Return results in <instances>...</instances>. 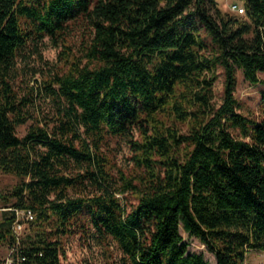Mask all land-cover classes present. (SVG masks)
<instances>
[{
  "label": "trees",
  "instance_id": "trees-1",
  "mask_svg": "<svg viewBox=\"0 0 264 264\" xmlns=\"http://www.w3.org/2000/svg\"><path fill=\"white\" fill-rule=\"evenodd\" d=\"M243 4L230 14L217 0H0V169L20 178L0 193V244L15 264H64V237L78 232L115 240L121 264H213L188 252L181 227L216 264L264 250V118L241 112L236 96L238 69L264 84V0ZM81 20L79 56L66 39ZM47 36L63 43L66 70L39 82L56 102L40 117L34 87L21 95L16 82L24 51ZM107 135H131L137 175L118 183ZM20 211L34 215L23 236Z\"/></svg>",
  "mask_w": 264,
  "mask_h": 264
},
{
  "label": "rangeland",
  "instance_id": "rangeland-1",
  "mask_svg": "<svg viewBox=\"0 0 264 264\" xmlns=\"http://www.w3.org/2000/svg\"><path fill=\"white\" fill-rule=\"evenodd\" d=\"M223 12L230 14H237V10L244 7L243 0H217ZM237 7L238 9H236ZM88 35L87 23L81 20L72 24L68 29V44L72 46V51L76 55H83L85 41ZM63 43L56 46L51 38L47 36L44 42L39 46V52H35L34 46L26 49V55L19 59V67L21 77L16 82V89L23 94L29 91L28 84L34 87L36 92V108L37 114L40 117L46 115H53L56 112V102L49 96H40L39 82L45 78L46 74L50 75L51 69H64L66 65L61 60V53L63 51ZM42 53L43 58L49 62L45 64L39 58ZM51 67V69H50ZM54 67V68H53ZM218 78L214 86V102L220 105L223 99L225 73L222 66L217 69ZM238 85L236 96L240 102L239 110L252 118L262 120L264 118V84H253L248 81L241 69L237 72ZM260 77L264 79V71L260 72ZM34 120H29L26 124L18 127L19 135L23 136L27 133ZM178 127L182 132L189 129L187 123H178ZM239 131H234L237 134ZM131 135H107L102 148L106 152L115 167L113 169L114 177L119 178L120 172H124L128 176H135L140 171L132 159L133 151L129 142ZM134 137H138V132L134 131ZM20 181V178L13 173H6L0 169V193L5 194L10 192L14 185ZM123 197V196H122ZM128 203H137L136 197L132 193H127L124 196ZM4 201L0 197V219L4 210ZM21 226L18 225V234L23 236L29 230V223L26 218L20 214ZM184 241L188 244V252L203 253L210 262L216 264V255L208 246L203 243L198 237L192 236L188 231L181 227ZM64 247L66 254L62 256L64 264H121L123 253L119 248L117 242L113 239H98L91 236V233L84 234L78 232L72 236L64 237ZM11 253V248L8 245L0 244V262L5 261ZM246 264H264V250L251 249L247 253Z\"/></svg>",
  "mask_w": 264,
  "mask_h": 264
},
{
  "label": "built area",
  "instance_id": "built-area-1",
  "mask_svg": "<svg viewBox=\"0 0 264 264\" xmlns=\"http://www.w3.org/2000/svg\"><path fill=\"white\" fill-rule=\"evenodd\" d=\"M236 9H238L237 7H235ZM240 11H243V8L241 7L239 9ZM22 213V215L26 218V219H33L34 218V215L31 211H20L19 212V217H20V214ZM20 218H18V221L16 222V231L19 232L18 230V225L21 226L22 224V221L20 222ZM7 264H15V260H14V257L12 256V251L9 255V257L7 258Z\"/></svg>",
  "mask_w": 264,
  "mask_h": 264
}]
</instances>
